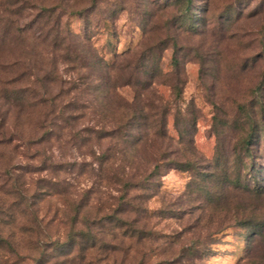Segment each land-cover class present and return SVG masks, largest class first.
Wrapping results in <instances>:
<instances>
[{"label":"rangeland","instance_id":"374dc122","mask_svg":"<svg viewBox=\"0 0 264 264\" xmlns=\"http://www.w3.org/2000/svg\"><path fill=\"white\" fill-rule=\"evenodd\" d=\"M21 5L23 14L18 17ZM41 7L63 14L74 32L84 30L83 18L74 12L85 11L92 23L91 42L106 59L140 44L144 37L140 18L151 13L161 37L169 43L161 68L171 72L174 55L183 81L178 101L170 103L171 112L178 109L180 118L194 120L192 140L183 143L173 116H168L167 130L173 140L165 141L167 150L179 160H193L197 170L206 173L220 149L222 160L234 158L232 146L242 128H248L247 116L254 117L257 134L251 158L258 182L264 183V0H0V88H10V81L23 69L31 71V80L49 69L48 44L39 31L32 38L36 28L27 29ZM16 23L24 29L19 36L13 31ZM59 70L63 80L74 76L61 63ZM122 91L130 97L129 88ZM144 95L146 103H157L159 98L169 103L172 98L167 82L155 84ZM4 99L0 94V206L13 209L16 218L2 230L9 246H0V264H34L37 248L19 228L26 218L20 210L26 204L6 194L7 190L19 187L28 195L35 193L32 205L39 207L40 215L56 211L63 223H56L51 234L60 240L74 205L82 204L94 215V209H105L118 192L108 179L106 164L101 166L90 154L89 146H97L94 138L87 146L74 143L67 133L46 147L45 155L51 159L46 162L27 142L37 133L39 112L20 111ZM94 123L90 114L76 127ZM101 141L103 147L111 144L109 139ZM195 178L192 171L164 168L158 186L144 193L149 209L161 211L150 218L149 226L168 237L157 241L115 238L109 249L85 251L83 260L73 251L63 263L62 258H53L47 264H118L121 260L129 264L145 255L144 264H179L180 259L182 264H264V233L251 237L250 229L236 222L242 214L264 213V194L206 186V179L199 182L205 188L200 189L198 183H190ZM223 206L229 210H220ZM189 247L196 254L187 258L183 253Z\"/></svg>","mask_w":264,"mask_h":264},{"label":"trees","instance_id":"16d2710c","mask_svg":"<svg viewBox=\"0 0 264 264\" xmlns=\"http://www.w3.org/2000/svg\"><path fill=\"white\" fill-rule=\"evenodd\" d=\"M23 8V5L18 7V17L22 16ZM74 13L84 20V30L81 32L72 31L63 19V14L54 8L41 7L35 11L27 29L32 31L31 27L36 28L31 33L32 38L39 31L48 44L51 52L49 69L33 80L32 73L28 72L30 70H21L10 81V88H0V94L8 104L20 111L31 109L39 112L37 133L28 137L27 142L35 146L36 154L46 162L51 160L45 155L46 147L67 133L74 143L80 142L87 146L94 138L97 146H89L90 154L101 166L106 164L104 167L110 171L108 179L115 186L118 196H113V202L105 209H94V215L84 209L82 204L74 205L68 230L60 240L56 233L51 234L53 226L63 223L56 211L51 215H40L39 207L32 205L35 193L28 195L19 187L7 190L6 194L14 195L26 204L20 210L26 218L20 222L19 228L28 233L29 240L37 248L34 264H47L53 258H62L63 263L64 258L73 251L79 253V259L83 260L85 251L95 247L99 251L109 249L115 238L157 241L168 237L149 226L150 218L158 214L160 216L161 211L149 209L146 205L148 195H144L158 186V177L164 168L192 171L196 178L190 183H198L200 189L205 188L199 182L206 179V186L211 184L223 189L232 187L253 196L264 194V183L260 185L261 180L258 182L251 158L253 139L257 134L254 117L247 116L248 128H242V135L232 146L234 158L222 160L220 149L206 168V173H200L193 160L186 157L179 160L167 150L165 141L173 140L167 130L168 116H173L179 142L183 143L192 140L194 120L180 118L178 109L175 113L171 112L173 107L170 103L178 101L183 81L178 71V59L174 55L171 59L174 69L166 73L161 68L162 53L169 43L161 37L151 13L147 18H140L139 24L144 34L140 44L122 53H115L111 59L103 57L93 46L92 23L85 11ZM149 24L152 26L147 28ZM23 30L16 23L13 31L19 36ZM167 38L172 39L169 35ZM60 63L64 65V70L74 72V76L67 81L61 77ZM164 82H167L172 94L169 103L161 98L157 103H146L144 94L155 84ZM125 87L130 89V97L123 94L122 89ZM55 88L57 91H53ZM90 114L95 123L77 129L78 122ZM106 139L111 144L103 147L101 140ZM149 139L153 140L152 143ZM139 191H142V195L135 194ZM222 209L229 210V206H223ZM15 218L13 209L0 206L2 247L9 246L8 237L2 235V230ZM236 222L250 229L251 237L264 233V213L242 214ZM195 254L196 251L191 247L183 253L186 257ZM145 262L146 255L141 261L129 264ZM179 262L182 264L181 259ZM118 264L125 262L121 260Z\"/></svg>","mask_w":264,"mask_h":264}]
</instances>
